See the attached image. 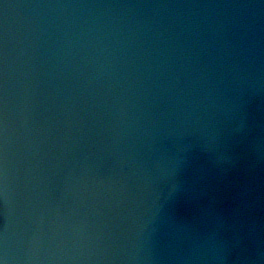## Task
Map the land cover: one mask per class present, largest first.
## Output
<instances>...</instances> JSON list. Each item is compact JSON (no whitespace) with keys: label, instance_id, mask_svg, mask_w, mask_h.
<instances>
[{"label":"water","instance_id":"95a60500","mask_svg":"<svg viewBox=\"0 0 264 264\" xmlns=\"http://www.w3.org/2000/svg\"><path fill=\"white\" fill-rule=\"evenodd\" d=\"M0 264H264V0H0Z\"/></svg>","mask_w":264,"mask_h":264}]
</instances>
